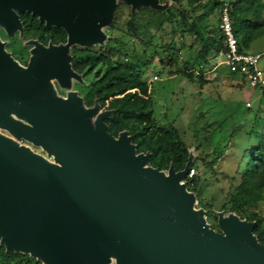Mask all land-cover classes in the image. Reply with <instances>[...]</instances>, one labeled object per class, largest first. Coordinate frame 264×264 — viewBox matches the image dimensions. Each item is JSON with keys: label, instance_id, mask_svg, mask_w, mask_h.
<instances>
[{"label": "water", "instance_id": "water-1", "mask_svg": "<svg viewBox=\"0 0 264 264\" xmlns=\"http://www.w3.org/2000/svg\"><path fill=\"white\" fill-rule=\"evenodd\" d=\"M120 1L132 9L160 7L156 0ZM115 6L116 0H0V15L19 27L12 9L26 11L63 28L68 44L86 47L103 40ZM34 45L23 68L0 43V127L13 137L0 133L6 252L42 264H264L253 222L219 215V231L211 229L181 183L188 166L167 174L146 167L149 156L136 154L125 132L115 138L107 131L109 111L86 109L75 92L56 95L51 78L79 79L67 46Z\"/></svg>", "mask_w": 264, "mask_h": 264}, {"label": "trees", "instance_id": "trees-1", "mask_svg": "<svg viewBox=\"0 0 264 264\" xmlns=\"http://www.w3.org/2000/svg\"><path fill=\"white\" fill-rule=\"evenodd\" d=\"M156 1L160 7L142 5L132 9L129 4L116 0L112 21L101 31L103 40L90 46L68 44L63 28L39 23L29 14L21 18L24 39H35L44 46H67L70 67L79 76V79L69 78L68 81L73 82L83 107L92 109L97 106L99 110L109 111L104 120L107 131L115 138L125 132L135 146V153L149 156L146 167L164 174L169 169L180 172L186 166L188 172L191 169L197 171L196 175L185 181V189L194 196V209L203 210L211 229H219V215L223 218L236 216L254 223L252 234L264 245V213L259 211L260 204L264 202V133H247L244 146L235 148V156L226 159L230 172L225 173L217 183L224 180L227 189L222 192L220 213H216L212 201L202 196L204 180L198 175L201 169L212 171L214 160L207 162L201 156H193L174 124H157L149 82L145 78V72L151 66H165L164 57L167 56L170 75H181L191 82L197 81L199 89H202L203 84L213 81L205 75L216 65L214 60L223 55V38L218 29L219 13L223 6H227L239 50L248 52L250 46L264 36V0H207L205 3L199 0ZM124 7L129 11L125 23L120 26L118 16ZM146 10L161 17L148 38L142 36L140 31L149 24L140 21L141 12ZM165 23L171 26V34L179 32L180 37L186 36L185 40L176 45L172 39L156 36L155 33L163 30ZM114 31H120L121 35H114ZM159 42L160 46H157ZM186 53L187 56L181 61L182 67L176 69L179 55ZM195 66L198 67L196 73L193 71ZM229 75L235 74L229 72ZM68 81L66 94L58 82L57 96L64 98L72 91V84ZM218 125L222 129L224 121ZM237 133L238 128L231 132L229 138ZM0 264L42 263L29 254L6 252L0 246Z\"/></svg>", "mask_w": 264, "mask_h": 264}, {"label": "rangeland", "instance_id": "rangeland-1", "mask_svg": "<svg viewBox=\"0 0 264 264\" xmlns=\"http://www.w3.org/2000/svg\"><path fill=\"white\" fill-rule=\"evenodd\" d=\"M206 1L199 0L202 3ZM128 11L127 7L120 10L118 16L120 26H123L125 23ZM200 12L197 14H200ZM142 20L145 24L149 22L148 27L140 29L141 35L148 38L154 32L153 28L160 22L161 17L146 10L141 12L140 21ZM102 30L104 29L101 28ZM113 34L121 35L120 31H114ZM155 34L156 36H163L162 38L166 40L172 39L176 45L186 38V36L180 37L179 32L174 35L171 34V26L168 23L164 24L163 30L157 31ZM157 46H160V42ZM261 49H264V36L254 42L248 51H262ZM186 56L187 53L186 55H179L176 69L182 67L181 61ZM164 59L165 66L153 65L145 72V78L149 82L151 97L154 102L155 121L160 126L174 124L179 130L183 141L190 147L193 156H201L207 162L214 160L212 171L201 169L198 175L204 180V192L202 196L206 200L212 201L214 211L220 213L219 207L223 201L222 192L226 191L227 183L224 180L217 183V180H220L225 173L230 172L227 160L235 156V148L244 146L247 133L251 131L264 133V98L256 91L251 98L253 102L251 101L250 107L246 109L247 107L244 103L247 96H249L246 89H236L232 92H228L227 90L221 91L219 90L221 88L219 87V82L218 84H214L212 81L203 84L199 92L200 94H197L200 88L199 82H191L181 75H170L168 73L170 66L167 64L168 57L165 56ZM220 60H222V57L218 56L214 60V63ZM259 68L264 71V60L259 63ZM197 69L198 67L195 66L193 71L196 73ZM227 72L225 67H221L218 70V73L221 75H227ZM210 75V72H207L205 76L211 78ZM154 77H156L155 80ZM49 82L56 91L59 81L51 78ZM68 83L72 84L71 87L68 86L71 88V92H77V89L73 86V82L69 80ZM60 85L62 92L66 94L68 91L65 88L67 87V83H60ZM102 111L104 110H99V112ZM220 121H224L222 129L218 125ZM231 128H234L233 131L238 128V133L229 138L231 132H233ZM0 133L12 138L10 133L1 128ZM16 141L20 145L28 147L32 152L43 156L49 162H53V157L48 156L42 148L34 146L23 139ZM196 174L197 171H194V175ZM181 183L184 184V181H181ZM259 211L264 213V202L260 204ZM205 223L209 224L206 219ZM110 264H114L113 260H111Z\"/></svg>", "mask_w": 264, "mask_h": 264}, {"label": "built area", "instance_id": "built-area-1", "mask_svg": "<svg viewBox=\"0 0 264 264\" xmlns=\"http://www.w3.org/2000/svg\"><path fill=\"white\" fill-rule=\"evenodd\" d=\"M218 29L223 38L222 65L230 73L244 78L247 85L258 91L264 98V71L259 68V63L264 60V50L260 52H241L239 50L226 5L223 6L219 13ZM155 79L156 77H154ZM246 107H250L249 102L246 103ZM193 175L194 170L191 169L182 181L185 183Z\"/></svg>", "mask_w": 264, "mask_h": 264}, {"label": "flooded vegetation", "instance_id": "flooded-vegetation-1", "mask_svg": "<svg viewBox=\"0 0 264 264\" xmlns=\"http://www.w3.org/2000/svg\"><path fill=\"white\" fill-rule=\"evenodd\" d=\"M12 10H13V13L17 17V20L20 26L15 27V23L10 17L8 16L2 17L0 15V18L2 20V22L0 20V43L2 44V49L4 50V52H6L18 66L25 68L27 67V65L30 62L31 57L33 56L32 50L35 48L34 43L40 44L42 46L44 45L35 39H28V40L24 39L23 25H22L21 18L25 14H29L32 17H35L39 23L41 22L39 21L37 16H33L31 13H27L26 11H19L16 9H12ZM4 21L7 22L8 26L5 25ZM9 25H11V27H9ZM12 27H15V29H13L12 32H9L7 28H12ZM49 45H52V44H48L47 46H44V47H48ZM0 128L8 132L7 129L2 128V127Z\"/></svg>", "mask_w": 264, "mask_h": 264}, {"label": "crops", "instance_id": "crops-1", "mask_svg": "<svg viewBox=\"0 0 264 264\" xmlns=\"http://www.w3.org/2000/svg\"><path fill=\"white\" fill-rule=\"evenodd\" d=\"M262 51L264 49H261ZM254 52H260V51H254ZM224 67L222 65V60L216 63L212 70L210 71V77L213 80L212 82L214 84H218L219 87H221L219 90H227L228 92H232L236 89H246L248 92L247 99H245L244 105H246L247 102L251 103L253 100L251 99L253 94L256 92V90L250 88L244 78L238 75L230 76L229 72H227V75H221L218 73L219 68ZM228 71V70H227ZM200 92V89L198 90L197 94ZM200 94V93H199Z\"/></svg>", "mask_w": 264, "mask_h": 264}, {"label": "bare ground", "instance_id": "bare-ground-1", "mask_svg": "<svg viewBox=\"0 0 264 264\" xmlns=\"http://www.w3.org/2000/svg\"><path fill=\"white\" fill-rule=\"evenodd\" d=\"M4 23H5V25H7V22L6 21H4ZM8 26V25H7ZM9 27H11V25H9Z\"/></svg>", "mask_w": 264, "mask_h": 264}]
</instances>
